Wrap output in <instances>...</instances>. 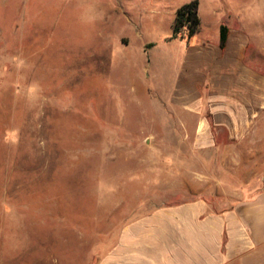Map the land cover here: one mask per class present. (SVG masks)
Segmentation results:
<instances>
[{
    "label": "rangeland",
    "instance_id": "374dc122",
    "mask_svg": "<svg viewBox=\"0 0 264 264\" xmlns=\"http://www.w3.org/2000/svg\"><path fill=\"white\" fill-rule=\"evenodd\" d=\"M192 2L198 31L172 38ZM219 24L264 75V0H0L2 264H94L121 224L217 192L226 172L195 154L213 141L181 138L174 80ZM250 256L235 264H264V245Z\"/></svg>",
    "mask_w": 264,
    "mask_h": 264
},
{
    "label": "crops",
    "instance_id": "0c3cea01",
    "mask_svg": "<svg viewBox=\"0 0 264 264\" xmlns=\"http://www.w3.org/2000/svg\"><path fill=\"white\" fill-rule=\"evenodd\" d=\"M226 28L222 48L218 36L182 55L174 80L181 138L213 141L209 159L195 154L226 177L211 182L218 190L208 197L155 206L121 224L94 264H235L264 245V154L255 147L264 75L251 67L246 36Z\"/></svg>",
    "mask_w": 264,
    "mask_h": 264
},
{
    "label": "trees",
    "instance_id": "16d2710c",
    "mask_svg": "<svg viewBox=\"0 0 264 264\" xmlns=\"http://www.w3.org/2000/svg\"><path fill=\"white\" fill-rule=\"evenodd\" d=\"M196 2L184 4L177 9L173 26L172 38H190L198 31L199 19L197 17ZM227 28L221 25L219 28V44L222 48L226 42Z\"/></svg>",
    "mask_w": 264,
    "mask_h": 264
}]
</instances>
